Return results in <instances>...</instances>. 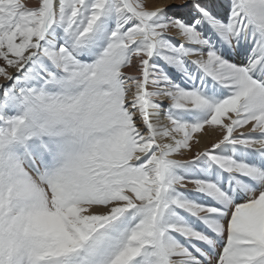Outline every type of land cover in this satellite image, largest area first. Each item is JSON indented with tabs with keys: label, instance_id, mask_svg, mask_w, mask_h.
Masks as SVG:
<instances>
[{
	"label": "snow or ice",
	"instance_id": "1",
	"mask_svg": "<svg viewBox=\"0 0 264 264\" xmlns=\"http://www.w3.org/2000/svg\"><path fill=\"white\" fill-rule=\"evenodd\" d=\"M0 264H264V0H0Z\"/></svg>",
	"mask_w": 264,
	"mask_h": 264
},
{
	"label": "bare ground",
	"instance_id": "2",
	"mask_svg": "<svg viewBox=\"0 0 264 264\" xmlns=\"http://www.w3.org/2000/svg\"><path fill=\"white\" fill-rule=\"evenodd\" d=\"M34 2V0H33ZM6 83V81H3L2 79H0V84Z\"/></svg>",
	"mask_w": 264,
	"mask_h": 264
}]
</instances>
